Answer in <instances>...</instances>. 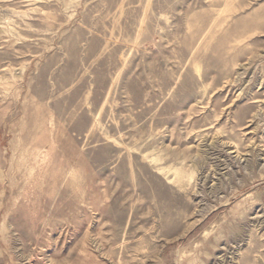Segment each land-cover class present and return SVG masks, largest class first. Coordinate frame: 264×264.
<instances>
[{
    "label": "rangeland",
    "instance_id": "rangeland-1",
    "mask_svg": "<svg viewBox=\"0 0 264 264\" xmlns=\"http://www.w3.org/2000/svg\"><path fill=\"white\" fill-rule=\"evenodd\" d=\"M0 264H264V0H0Z\"/></svg>",
    "mask_w": 264,
    "mask_h": 264
}]
</instances>
